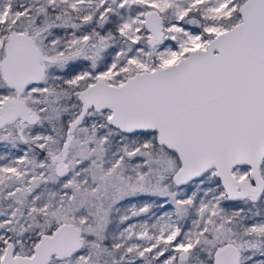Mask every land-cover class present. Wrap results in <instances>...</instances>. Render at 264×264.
I'll return each instance as SVG.
<instances>
[{
  "label": "snow or ice",
  "instance_id": "obj_1",
  "mask_svg": "<svg viewBox=\"0 0 264 264\" xmlns=\"http://www.w3.org/2000/svg\"><path fill=\"white\" fill-rule=\"evenodd\" d=\"M0 264H264V0H0Z\"/></svg>",
  "mask_w": 264,
  "mask_h": 264
}]
</instances>
